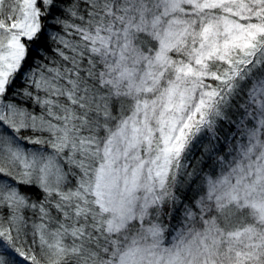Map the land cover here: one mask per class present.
<instances>
[{"label":"snow or ice","instance_id":"6c2138e0","mask_svg":"<svg viewBox=\"0 0 264 264\" xmlns=\"http://www.w3.org/2000/svg\"><path fill=\"white\" fill-rule=\"evenodd\" d=\"M0 264H264V0H0Z\"/></svg>","mask_w":264,"mask_h":264}]
</instances>
